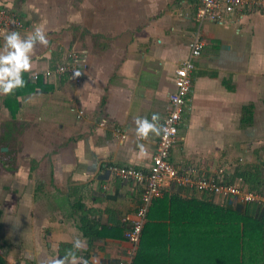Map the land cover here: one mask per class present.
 Returning a JSON list of instances; mask_svg holds the SVG:
<instances>
[{
	"label": "crops",
	"instance_id": "obj_1",
	"mask_svg": "<svg viewBox=\"0 0 264 264\" xmlns=\"http://www.w3.org/2000/svg\"><path fill=\"white\" fill-rule=\"evenodd\" d=\"M199 4L0 0L24 23L0 33V49L10 31L26 36L40 27L47 35L48 46H36L32 72L67 62L73 51L85 55L87 50L89 62L80 83L57 76L33 82L32 72L24 73L25 88L0 95V264L63 258L76 236L87 240V251L77 255L89 264L93 256L100 264H120L128 257L124 228L135 217L141 190L133 181L115 178L106 166L151 165L160 136L138 141L135 118L151 120L158 113L161 125L176 70L190 58L197 37L205 45L195 59L173 161L224 169L228 179L240 166L264 162V11L238 10L223 22H200ZM246 109L250 120L244 123ZM29 131L36 132L35 139H27ZM138 144L145 145L147 155ZM262 178L258 174L256 180ZM175 192L210 197L175 186L168 194ZM155 222L171 233L170 220ZM168 249L159 250L168 255L167 264H192L186 247ZM194 260L207 264L203 256Z\"/></svg>",
	"mask_w": 264,
	"mask_h": 264
},
{
	"label": "built area",
	"instance_id": "obj_2",
	"mask_svg": "<svg viewBox=\"0 0 264 264\" xmlns=\"http://www.w3.org/2000/svg\"><path fill=\"white\" fill-rule=\"evenodd\" d=\"M238 10L264 11V0H200L196 16L200 22L207 20L223 22ZM23 26V21L11 9L0 6V33ZM204 45L205 43L199 37L191 42L190 58L176 70L175 88L169 95L168 113L161 123L162 131L151 165L148 168H141L107 164V170L111 175L122 181H133L140 186L141 190V203L125 231V238L131 248L128 257L121 260L120 264H133L153 200L164 197L173 186L201 191L209 196L230 198L241 203H255L264 208V194L253 192L240 182H226L224 169L206 168L196 164H177L172 159V150L179 139L187 102L193 90L192 71L196 67L195 59L202 55ZM83 53L85 55L82 52L73 51L69 54L67 62L57 63L53 68L42 72L34 71L31 78L47 82L56 76L67 77L74 83H80L89 66L87 54L85 51ZM77 71L81 73L79 77L74 76ZM82 113L83 111H80V114ZM117 133L123 138L126 136L120 130ZM1 251L2 246H0Z\"/></svg>",
	"mask_w": 264,
	"mask_h": 264
},
{
	"label": "trees",
	"instance_id": "obj_3",
	"mask_svg": "<svg viewBox=\"0 0 264 264\" xmlns=\"http://www.w3.org/2000/svg\"><path fill=\"white\" fill-rule=\"evenodd\" d=\"M249 113V109L244 111V123L249 122ZM259 164L240 166L231 179L224 180L234 182L239 178L249 190L264 194V162ZM258 174L263 177L259 181ZM161 219L172 222L171 233L166 231L168 226L155 222ZM173 234L177 235V241ZM169 247L177 251L186 247L191 252L192 264H199L194 259L201 256L207 264H264V208L230 198L216 203L212 196L201 199L182 192L166 193L153 200L134 264H167L168 255L159 250L168 251Z\"/></svg>",
	"mask_w": 264,
	"mask_h": 264
},
{
	"label": "clouds",
	"instance_id": "obj_4",
	"mask_svg": "<svg viewBox=\"0 0 264 264\" xmlns=\"http://www.w3.org/2000/svg\"><path fill=\"white\" fill-rule=\"evenodd\" d=\"M4 45L0 49V95L10 96L15 94L17 89L25 88L27 81L24 73H31L33 70V55L36 46L47 47L49 40L45 31L37 27L30 35L22 36L18 31H10L4 34ZM79 71L74 73L79 77ZM160 115L153 113L151 120L147 117L137 116L135 118V135L138 141L148 140L150 136H160L162 126L160 125ZM144 155L147 149L144 144H138ZM73 247L66 251L63 258L58 256L50 257L43 261V264H89V261L78 252L87 251V240L76 236L71 241ZM91 264H100V258L93 256Z\"/></svg>",
	"mask_w": 264,
	"mask_h": 264
},
{
	"label": "rangeland",
	"instance_id": "obj_5",
	"mask_svg": "<svg viewBox=\"0 0 264 264\" xmlns=\"http://www.w3.org/2000/svg\"><path fill=\"white\" fill-rule=\"evenodd\" d=\"M80 52H82V51H80ZM85 52H86V54L88 55V51L87 50H85ZM15 137H16V135H15ZM35 139L36 138V132L35 131H29V132H27V139ZM19 137H16L12 142H13V144H15L16 146L15 147H13L15 150H17L18 149V146H19ZM11 142V143H12ZM176 145V143L174 144V146ZM178 145V144H177ZM176 145V146H177ZM177 147H179V145L177 146ZM106 168H107V166H106ZM226 200H224V202H225ZM175 234V233H174ZM172 235V238H175L174 240H176L177 239V235ZM177 241V240H176ZM179 247V246H178ZM177 253V256H178V254L180 253V252H176ZM191 259H193L192 258V256H191ZM202 262H205L204 260L202 261ZM207 263V262H206Z\"/></svg>",
	"mask_w": 264,
	"mask_h": 264
}]
</instances>
